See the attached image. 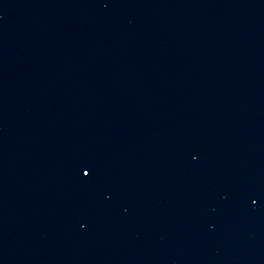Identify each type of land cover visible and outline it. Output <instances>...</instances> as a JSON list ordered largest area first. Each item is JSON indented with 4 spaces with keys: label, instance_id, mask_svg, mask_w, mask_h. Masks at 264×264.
<instances>
[{
    "label": "water",
    "instance_id": "95a60500",
    "mask_svg": "<svg viewBox=\"0 0 264 264\" xmlns=\"http://www.w3.org/2000/svg\"><path fill=\"white\" fill-rule=\"evenodd\" d=\"M0 264H264V0H0Z\"/></svg>",
    "mask_w": 264,
    "mask_h": 264
},
{
    "label": "snow or ice",
    "instance_id": "6c2138e0",
    "mask_svg": "<svg viewBox=\"0 0 264 264\" xmlns=\"http://www.w3.org/2000/svg\"><path fill=\"white\" fill-rule=\"evenodd\" d=\"M91 174H92V172H91V169H89L88 171H84L83 172V176L85 177V178H91Z\"/></svg>",
    "mask_w": 264,
    "mask_h": 264
}]
</instances>
